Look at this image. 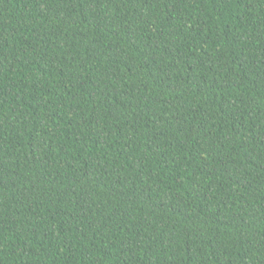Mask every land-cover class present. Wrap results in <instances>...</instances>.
Wrapping results in <instances>:
<instances>
[{
  "label": "trees",
  "instance_id": "16d2710c",
  "mask_svg": "<svg viewBox=\"0 0 264 264\" xmlns=\"http://www.w3.org/2000/svg\"><path fill=\"white\" fill-rule=\"evenodd\" d=\"M0 264H264V0H0Z\"/></svg>",
  "mask_w": 264,
  "mask_h": 264
}]
</instances>
